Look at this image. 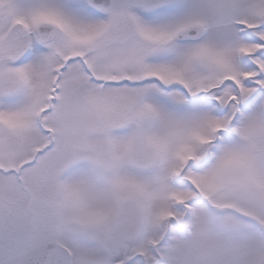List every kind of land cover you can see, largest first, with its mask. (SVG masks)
<instances>
[{
    "label": "snow or ice",
    "instance_id": "6c2138e0",
    "mask_svg": "<svg viewBox=\"0 0 264 264\" xmlns=\"http://www.w3.org/2000/svg\"><path fill=\"white\" fill-rule=\"evenodd\" d=\"M0 264H264V0H0Z\"/></svg>",
    "mask_w": 264,
    "mask_h": 264
}]
</instances>
